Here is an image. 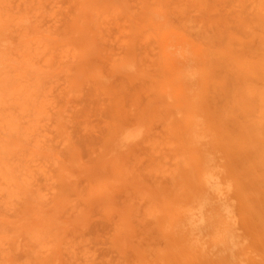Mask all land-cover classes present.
Returning <instances> with one entry per match:
<instances>
[{"label": "bare ground", "instance_id": "obj_1", "mask_svg": "<svg viewBox=\"0 0 264 264\" xmlns=\"http://www.w3.org/2000/svg\"><path fill=\"white\" fill-rule=\"evenodd\" d=\"M154 1H142L144 14ZM180 1L170 14L185 18V29L207 52L190 53L183 41L172 57L183 63L175 78L190 89L186 112L168 105L166 120L176 118L168 127L144 77L150 73L140 44L146 43L130 39L122 59L95 60L99 46L87 34L88 14L109 3L119 8L114 0H83L72 14H52L57 24L49 36L37 31L47 14H33L32 4L14 14L18 6L0 0V264H80L64 261L63 251L86 241V207L111 226L106 243L119 259L109 264H264V0H217L215 15L202 14L204 0ZM168 4L157 0L151 13L164 14ZM40 38L65 52H37ZM61 71L67 90L53 106L48 97ZM142 79L150 91L136 101L132 93L143 88ZM85 80L105 100L89 128L63 115L67 96ZM45 122L54 128H42ZM93 131L96 143L86 148L80 141L93 139ZM75 186L79 213L62 219ZM42 191L52 193L51 202ZM122 191L129 196L117 204L113 197ZM136 216L140 230L133 229ZM163 247L177 249L179 260L169 261Z\"/></svg>", "mask_w": 264, "mask_h": 264}, {"label": "rangeland", "instance_id": "obj_2", "mask_svg": "<svg viewBox=\"0 0 264 264\" xmlns=\"http://www.w3.org/2000/svg\"><path fill=\"white\" fill-rule=\"evenodd\" d=\"M114 1L119 5V8H116L117 6H112L109 3L103 8L102 12L96 13L94 11H89L88 14L87 34L91 35L90 37H92L99 46V50L95 55V60H97L99 56H101L104 61L112 58H114L115 61L122 59V57H120L123 53L121 47L125 45V43L130 39L138 40L139 44L146 43L145 45L140 44L141 49L143 48L144 50L143 58H146V62L144 63L147 66L146 71L150 73V75L144 77L149 79L152 88L157 91L160 99H157L155 101V105L159 108L158 110L163 112L162 116L164 117L165 121L168 122V127H170V124H172V127L175 124L176 118L172 117L166 120V110H169L168 105L171 104L175 106V108L182 113L186 112L187 108L186 104L184 103V98L186 95H188V91L190 89H187L182 81L175 78L174 74H179V67H183V63L173 60L172 57L175 56V52L180 49L183 41L188 42L187 49L190 51V53L196 52V50L207 52V48L201 40H198L196 36L193 37L192 33L185 29V23L187 22H183L185 18L174 17V20L172 14H170L173 8L175 10L181 6L182 2L180 0H169V4L164 14L151 13L157 5V0L154 1L153 5L145 14L143 13L141 4L142 1L149 0ZM219 2L220 1L217 0H204L205 10L202 14H217L215 11V7ZM78 3L83 4V0H9V3H6L5 6H18V9L16 10L19 11L14 14H25V12L23 11L25 10L24 7L28 4H32L33 14H47L49 18L46 21V24H44L41 29H37V31H39L38 34L44 33L45 35L49 36L53 25L57 24V22H54L52 20L51 15L72 14ZM190 14H193V16L197 17L201 13L197 10H193ZM187 18L191 19V17ZM211 25L213 28H217L218 20L215 18H211ZM40 41L41 43H39V47L36 46L38 42L35 41V44H33V47L36 48L37 52L43 50L42 54L46 55V50H48V47L52 48L53 50L62 47V52H65V48L63 46H59V44L56 42L41 38ZM45 46L47 47L45 48ZM102 48L105 53L102 51ZM165 49L168 51V58L164 61L162 57ZM137 53L141 54L139 49ZM43 63L44 62H41L39 65ZM197 63L193 61V63L191 64H193V67H195ZM117 64L118 63H116V65ZM39 65H37V68L39 67ZM55 69L57 68H54L53 70ZM102 71L104 74L108 73V65L102 66ZM64 76V73L61 71L56 72L55 77L53 78L51 95L48 97L49 103L53 106L58 105V102L62 99V95H64L67 90ZM139 83L141 86H143V88L139 89V87H137L135 88L136 90L134 91V93H132V96L136 101L139 100L141 96L146 94L147 91H150L148 90L150 89V87L144 81L143 83ZM92 85V81L85 80L82 86L77 91H75V94L71 93L69 96H67L68 99H71H69V102L66 106L67 110L65 111V113H63V115L65 119L69 121V124H72L80 119L78 122H80L81 126L89 128L90 123L94 124V121L98 120V116L101 111V104L104 103L105 100L102 96H93L94 92L93 90H90L93 87ZM76 111H79L81 113L82 116L80 118H76ZM169 115L167 117H169ZM46 126H48L49 129L54 128V125H51L49 122L43 123L42 128L44 127L46 129ZM42 134H44V131L42 132ZM95 134L97 135L98 131H93V139H90L89 137L87 138L86 136L85 139H81L82 141L80 142L86 143L85 147L87 148V144L96 143L97 138L95 137ZM53 136H51V138H53ZM125 158L126 157L122 159L125 160ZM87 159V156L83 157V161H87ZM32 167L37 168L38 163L33 162ZM79 177L82 178L83 176L81 177L80 175H75V178L79 179ZM42 182V180H39L37 183L43 186L44 183ZM80 186H83V184L81 183ZM80 186H78L77 188L76 186L72 188L71 192L67 195L69 205L68 208L65 209V211L58 214L60 218L67 219L69 217L73 218L74 216L78 215L79 211H77V207H74L73 203L76 201V193L78 192ZM45 193L47 203L51 202L52 193L42 191L43 196ZM115 194L116 196L113 197V200L117 204L125 201L127 196H129V193L124 191L117 192ZM47 208H50L48 204L46 209ZM74 208L76 209L74 210ZM85 214L86 216H88L87 222L83 227V231L85 232L84 239H86V241L77 239L78 242L73 244L72 251L64 250V261L68 263L69 261H71L80 264H88L92 261L91 258H93L94 264H109V261L114 263L119 258L114 257L115 253L111 252V250L108 248V244L106 243V236L111 229L110 224L105 220H101V215L93 207L91 209L86 207ZM114 214L117 215V213ZM157 218L159 219V221H161L163 218L162 214L160 213ZM138 219L139 217L137 216L134 218V222L132 223L133 229L136 228L137 230H140L141 226L144 224L142 222L138 223ZM151 220L152 219L148 221ZM153 220H155V218ZM160 228L162 230H165L167 234H170L172 232L167 223H163ZM156 229L158 230L157 226ZM156 229L154 231V234L157 233ZM175 237V235H172L170 239H173ZM132 238L133 237L130 235V245L133 241ZM103 244L105 245V247ZM85 248L89 251V253ZM127 248L124 253L127 255H131V250ZM163 249V254L170 256L169 261L177 262L179 260V251L177 249H174L172 247H163ZM83 251L87 252L89 256L83 255ZM86 258L90 260L85 261Z\"/></svg>", "mask_w": 264, "mask_h": 264}]
</instances>
